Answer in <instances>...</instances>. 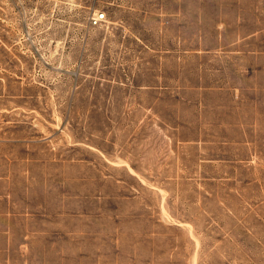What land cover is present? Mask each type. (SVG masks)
Listing matches in <instances>:
<instances>
[{"label":"rangeland","instance_id":"1","mask_svg":"<svg viewBox=\"0 0 264 264\" xmlns=\"http://www.w3.org/2000/svg\"><path fill=\"white\" fill-rule=\"evenodd\" d=\"M0 176V264H264V0H0Z\"/></svg>","mask_w":264,"mask_h":264},{"label":"crops","instance_id":"2","mask_svg":"<svg viewBox=\"0 0 264 264\" xmlns=\"http://www.w3.org/2000/svg\"><path fill=\"white\" fill-rule=\"evenodd\" d=\"M3 181L9 183L8 178L0 176V237L14 234L12 229L15 224L12 221L16 220L17 215L16 194L11 188H3L1 186Z\"/></svg>","mask_w":264,"mask_h":264},{"label":"built area","instance_id":"3","mask_svg":"<svg viewBox=\"0 0 264 264\" xmlns=\"http://www.w3.org/2000/svg\"><path fill=\"white\" fill-rule=\"evenodd\" d=\"M104 19V15H96L93 17V24H98Z\"/></svg>","mask_w":264,"mask_h":264}]
</instances>
